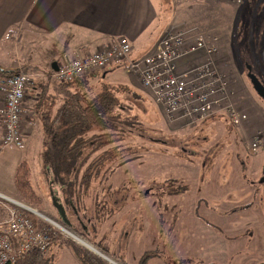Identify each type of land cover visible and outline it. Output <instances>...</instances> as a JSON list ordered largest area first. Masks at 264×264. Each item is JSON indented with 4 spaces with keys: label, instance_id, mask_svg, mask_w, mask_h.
Returning <instances> with one entry per match:
<instances>
[{
    "label": "rangeland",
    "instance_id": "obj_1",
    "mask_svg": "<svg viewBox=\"0 0 264 264\" xmlns=\"http://www.w3.org/2000/svg\"><path fill=\"white\" fill-rule=\"evenodd\" d=\"M176 2L177 14L170 23L172 28L169 31L190 30L191 44H195L196 36L202 34L208 44L216 47V52L209 57L191 54L186 58L183 68L189 69L208 58L212 59L220 75L230 84L232 108L241 115L237 123L226 112L197 126L170 121L147 94L139 76L122 64L121 67H125L123 76L127 74L132 78L129 81L132 82L130 88L125 89L127 85L123 86L122 96L115 108L124 132L115 134L109 131L105 137L95 138L91 144L83 147L80 155L76 154L74 157L76 166L79 161L87 158L95 167L88 169V166H81L75 173V176H80L76 181L72 177L75 172L73 167L71 177L65 178L67 185L64 191H59L58 199L74 226L62 221L52 202V193H58L61 178L68 171L64 168L71 166L70 163L64 165L59 162L56 165H63L61 171L65 173L57 176L53 171L51 179L52 185L57 187L55 191L52 185L44 184L47 176L36 166L35 178L31 179L36 199L28 197L22 191L18 198L6 196L9 198L7 199L0 194V220L8 216V208L13 201L21 202L44 214V220L50 221L56 228L62 241L83 249L88 248L85 246L88 245L101 254H107L111 260L103 258L109 264H125L95 245L92 238L100 235L101 240L107 239L104 232L100 231L95 235V228L104 225L118 228L123 221L117 219L119 216L133 219L140 199L143 207L146 204V207L154 208L152 203H156L161 211L159 217L162 218L163 233L167 226H174L175 232L181 234L182 230L190 227L195 229L202 225L206 228L208 223L212 226L211 231L216 230L220 234L222 245H226L215 247L213 234L204 240L195 235L189 240L159 244L157 247L163 255L188 258L191 262L188 263L185 259L176 264H237V250L239 244H242L240 242L237 246V234H243L248 229L257 233L253 222H244L245 219L239 214L237 217V208L264 210V182H259L260 175L264 173V149L254 151L250 148L257 138L264 140V100L254 89L247 69V64H250L253 72L264 82V0ZM27 44L28 41H23L20 35L13 38L12 57H17L18 54L20 59V55L26 54L30 45L22 53L19 49ZM21 64V67L28 68L23 61ZM41 68L39 66L38 69ZM101 72L100 70L99 73ZM25 104L27 105L26 101ZM103 141L107 143H102ZM58 152L54 148L49 154L54 158ZM87 153H90L88 157ZM106 156L110 157L103 163ZM86 172L91 175L87 184ZM107 173L111 176L110 180L115 178L114 183L109 180V185L114 187L113 191L112 188L109 191L108 183L104 182ZM93 176L97 177L96 180ZM40 178L44 181V187L42 183H38ZM256 190H259L257 195ZM113 211L120 214L112 215ZM56 222L73 233H68ZM84 226L86 230L83 229ZM81 232H85L89 238H84L79 234ZM119 232L109 231L110 236H113L112 242H118ZM143 240L136 236L131 240V245L120 250V253L126 252L136 258L143 249ZM60 248L55 245L50 253H43L47 259L45 264L64 263L62 260L57 261ZM161 258L163 260L162 255Z\"/></svg>",
    "mask_w": 264,
    "mask_h": 264
},
{
    "label": "crops",
    "instance_id": "obj_2",
    "mask_svg": "<svg viewBox=\"0 0 264 264\" xmlns=\"http://www.w3.org/2000/svg\"><path fill=\"white\" fill-rule=\"evenodd\" d=\"M176 1L0 0V69L13 72L22 65L21 62L23 61L28 65L27 67L39 68L40 66L44 70H50L53 69L54 62L58 65L63 59H71L78 54L94 52L121 38H126L131 42L133 56L145 55L156 48L160 37L170 28V23L177 14L176 7L178 5H176ZM15 34L16 36L20 35L23 41H28L27 45L20 47L19 52L22 53L30 45L26 54L20 55L22 61H20L18 54L17 57H12V39L16 37ZM192 54L205 55L202 52ZM190 55H186L180 61L181 70H186L183 67L186 64V58ZM124 68L121 67V64L111 65L101 70V73L97 71L94 74H89L85 77L87 81L77 87L82 88L83 94L88 97H92L105 84L121 87L127 85L125 87L127 88L132 85V82H129L132 78L128 77L127 74L123 76L122 71ZM52 82L51 80L49 81V85L44 92L39 84L40 82L28 90L26 103L33 110L32 114L24 121L26 134L24 146H11L13 148L9 146L0 149V193L5 196L11 198L21 196L22 192L17 183V171L22 163H26L29 167L30 183L31 179L35 178L34 168L38 166L40 167L39 171L47 176L44 184L52 185L53 169L46 165L44 161L47 133L44 129L43 118H53L58 113L64 102V96H62L61 92H68L66 88L60 89L55 84L53 85ZM74 88L75 86L70 87V90ZM37 104L38 107L36 109ZM91 143H87L83 147ZM82 149L78 151L82 152ZM91 150L92 148H90V152ZM88 154H86V157H88ZM71 161H73L72 166L75 169L72 177H75L76 181L77 177L80 178V176H75V173L77 174L81 166L89 167L91 160L83 159L77 163V166L74 159ZM38 162L40 163L38 164ZM45 168L50 170V172L47 173ZM84 172L85 169H83L82 173ZM96 176H93L95 177L94 180H96ZM41 177L43 179L44 176ZM67 177H71V174L67 175ZM110 178V174H105L104 182L108 183V190L110 191L112 188L113 191L114 187L109 185V182L114 183L115 178L112 180ZM42 179L40 178L38 183H42L44 187ZM52 186L55 191L57 187L55 185ZM59 187L58 193H55L57 197L59 191H64L65 188L61 184ZM141 201L139 199L138 208L134 212L135 217L133 219L126 216L117 218L118 220H123L120 227L109 228L104 225V227L95 228V235L101 231L106 233L107 239L101 240V236L97 235L92 238L93 243L103 248L109 255L113 256L112 258L120 259L125 264H140L144 256H147L144 264H176L185 261V259H187L188 263H191L188 258L182 259L168 254L163 255L157 246L159 244L167 245L170 241L189 240L190 237L193 238L195 235L204 240L205 237L213 234V240L216 242L214 244L215 247L226 246L222 245L220 234L216 230L211 231L210 227L212 226L208 223H206V228L202 225L195 229L190 227V229L182 230L183 233L181 234L175 232L174 226H167L165 233H163L162 218L159 217L161 211L156 207V203H152L154 208H149L146 207V204L145 207L141 206ZM119 214L120 212H112V215L118 216ZM70 223H72L73 227V221H70ZM102 224L105 223L102 222ZM83 229L86 230V226ZM110 230H115V233H117V230L120 231L117 236V243L112 242L114 240L112 239L113 236H110ZM136 236L144 239L142 243L143 249L139 255L136 258H132L126 252L121 254L120 250L130 246L131 240ZM62 240L59 235L57 238H53L49 253L52 246L58 245L61 248L57 252L59 253L57 261L62 260L64 261L63 264H82L75 256L70 245ZM91 250L103 257L98 251ZM205 250L207 249L205 248ZM105 255L107 256V254ZM200 257H202L201 254Z\"/></svg>",
    "mask_w": 264,
    "mask_h": 264
},
{
    "label": "built area",
    "instance_id": "obj_3",
    "mask_svg": "<svg viewBox=\"0 0 264 264\" xmlns=\"http://www.w3.org/2000/svg\"><path fill=\"white\" fill-rule=\"evenodd\" d=\"M171 28L160 37L153 51L142 56H133L131 42L121 38L94 52L63 59L57 69L19 66L7 74L0 71V149L25 144L24 121L32 114L25 104L29 89L50 77L70 82L115 64H125L139 76L147 94L172 122L197 126L226 112L237 123L241 115L232 108L230 84L220 75L212 59L186 70L179 68L186 55L202 52L209 57L216 52V47L208 44L202 34L191 44L190 30L169 31ZM263 141L257 138L250 148L263 149ZM8 211V216L0 220V264H15L32 250L48 252L58 232L50 221L44 220L45 215L17 201H13Z\"/></svg>",
    "mask_w": 264,
    "mask_h": 264
},
{
    "label": "trees",
    "instance_id": "obj_4",
    "mask_svg": "<svg viewBox=\"0 0 264 264\" xmlns=\"http://www.w3.org/2000/svg\"><path fill=\"white\" fill-rule=\"evenodd\" d=\"M0 71L2 74L8 73L6 70L0 69ZM86 76L70 82H59L50 77L46 79V81L43 80L44 82L41 81L39 83L43 88V92L49 85L50 80L53 81L52 84H55L58 88H66L68 90L67 93L61 92L62 96H64V102L58 110V113L53 118H43L44 129L47 133L46 149L44 152L46 165L50 164V167L57 176L65 172L61 171L63 165H56V162L64 163V165L70 163L71 165L70 167L68 165L67 168H64L68 170L61 178V184L64 185V187L67 185L65 178L67 175L71 174V170L73 169V161L71 160L72 158L74 159L76 154L80 155L81 152L78 151L79 149L83 148L85 144L93 142L95 138L99 139V137H105L109 131L115 134L124 132V129L121 128V121L119 122V118H117L119 115L115 112V108L119 103L124 87L105 84L92 97H88L83 94L82 88L77 87L81 85V83L87 81L85 78ZM74 86L75 88L70 90V87ZM37 107L38 104L36 109ZM102 143L107 142L103 141ZM54 148H57L59 152L53 158L49 153ZM90 153H92V151ZM109 157L110 156H106V158L103 159V163L107 161ZM91 167H95L94 163H92L88 169ZM85 176V184H87V181H89L87 179L91 178V175L86 172ZM17 183L25 195L36 199V193L33 191L29 180V167L26 163H22L17 171ZM79 234H82L86 239L89 238L85 232ZM58 235V233L55 234L54 238H57ZM70 246H72L75 256L82 264H109L103 257L94 253L89 248L83 249L81 246L74 245L73 243L70 244ZM146 258L147 256H144L140 264H144ZM44 261H47V259L43 253L32 250L25 254L15 264H45ZM103 261L105 263H103Z\"/></svg>",
    "mask_w": 264,
    "mask_h": 264
},
{
    "label": "flooded vegetation",
    "instance_id": "obj_5",
    "mask_svg": "<svg viewBox=\"0 0 264 264\" xmlns=\"http://www.w3.org/2000/svg\"><path fill=\"white\" fill-rule=\"evenodd\" d=\"M259 182H264V173L260 175ZM258 192L259 190H256V195ZM249 210V207H238L237 217L239 214L245 219L243 220L244 222H253L252 224L257 233L251 232V229H248L243 234H237V246L242 242V244H239L237 250V264H264V210ZM245 233L246 236H244Z\"/></svg>",
    "mask_w": 264,
    "mask_h": 264
},
{
    "label": "water",
    "instance_id": "obj_6",
    "mask_svg": "<svg viewBox=\"0 0 264 264\" xmlns=\"http://www.w3.org/2000/svg\"><path fill=\"white\" fill-rule=\"evenodd\" d=\"M53 68L57 69L58 65L56 62L53 63ZM247 69H248V77L250 78V81L254 87V89L256 90V92L258 93V95L264 100V84L263 82L260 80V78L257 76V74L255 72H253V67L250 64H247ZM52 202L53 205L56 207V209L58 210V213L61 216V219L64 223H68L70 224V220L68 219L64 206L61 204V202L59 201L58 197L56 196L55 192L52 193ZM86 247L91 248L88 245H85ZM96 251V250H94ZM98 253L101 254V252L98 251ZM104 258H109L108 256H106L105 254H101Z\"/></svg>",
    "mask_w": 264,
    "mask_h": 264
},
{
    "label": "bare ground",
    "instance_id": "obj_7",
    "mask_svg": "<svg viewBox=\"0 0 264 264\" xmlns=\"http://www.w3.org/2000/svg\"><path fill=\"white\" fill-rule=\"evenodd\" d=\"M77 237V236H76Z\"/></svg>",
    "mask_w": 264,
    "mask_h": 264
}]
</instances>
